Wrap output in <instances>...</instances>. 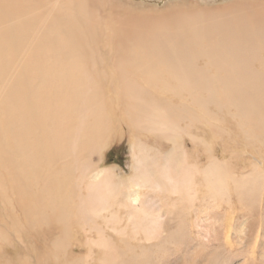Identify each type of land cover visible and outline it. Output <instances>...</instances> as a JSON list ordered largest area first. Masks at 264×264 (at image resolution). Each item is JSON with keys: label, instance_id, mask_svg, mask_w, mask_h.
Here are the masks:
<instances>
[{"label": "bare ground", "instance_id": "obj_1", "mask_svg": "<svg viewBox=\"0 0 264 264\" xmlns=\"http://www.w3.org/2000/svg\"><path fill=\"white\" fill-rule=\"evenodd\" d=\"M228 3L0 0V264H31L12 232L39 264H133L161 194L264 189L259 160L237 173L242 144L264 159V0ZM125 129L130 176L100 161Z\"/></svg>", "mask_w": 264, "mask_h": 264}, {"label": "rangeland", "instance_id": "obj_2", "mask_svg": "<svg viewBox=\"0 0 264 264\" xmlns=\"http://www.w3.org/2000/svg\"><path fill=\"white\" fill-rule=\"evenodd\" d=\"M127 1L133 4L137 3L147 8L162 10L171 4H180L183 2L191 5H209L211 7H217V5L224 6L223 4L227 5L228 2L231 3L235 0ZM122 128L124 129V127ZM124 132L123 137H118L115 142L111 143L110 146L103 151V155L101 156L103 158H101L100 161L102 166L115 165L126 171V176H130L132 175V155L128 145L129 138L126 129ZM219 145L220 142L213 146L216 155L222 159H227V152H223L221 145ZM187 146L190 148L189 143H187ZM241 147V149H245V152H243L245 157H243L240 162L238 161L240 168L237 173H246L250 168L245 158L253 160L254 163H257L256 161L259 160L261 165L258 166L264 171L263 157L248 149L245 144H242ZM167 148L168 146L164 145V149ZM221 151L223 154H221ZM203 154H201L202 157L199 158L201 162L205 160ZM262 191H260V193L262 192L261 196H259L260 193L256 194L255 191L250 195V200L244 198L243 202L238 200V198L236 199L237 196L235 195L231 202H227L226 199L218 198H211L209 200L208 196L203 197V194H201L191 203L178 199L176 204L173 198L170 196L167 197V195L165 197L161 194L158 201L155 203L156 208L153 211L154 214H152L155 217L159 215L161 228L160 238L159 240H153L152 238L144 241H135V246L138 245V243L144 242L143 244H145H141L145 247L143 252H141L140 249L136 250L135 247V256L140 259L139 253L142 255V264H264V206H262L264 205V189H262ZM242 194L245 196L244 192H242ZM171 221L173 222L171 223ZM0 226L10 228L11 224L10 222L3 223L1 221ZM170 226L173 228H170ZM166 227H169V230ZM11 237L12 241L18 245L19 250L22 251L20 254L21 257L27 258L31 264H39V262H37L40 259L38 251L42 249L41 246H43V242L39 243L36 235H30V239H28L27 242L24 241L23 244L18 242L13 232ZM73 237L77 239L73 238V240H71L70 238L69 243H71L72 251L75 254H84V235L74 230ZM25 249L28 250L25 252ZM146 250H148V252ZM144 252H146L147 255H145ZM17 257V255H12L11 259L15 260ZM139 259L136 258L133 264H138ZM48 264H51L49 260Z\"/></svg>", "mask_w": 264, "mask_h": 264}]
</instances>
